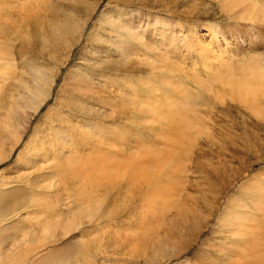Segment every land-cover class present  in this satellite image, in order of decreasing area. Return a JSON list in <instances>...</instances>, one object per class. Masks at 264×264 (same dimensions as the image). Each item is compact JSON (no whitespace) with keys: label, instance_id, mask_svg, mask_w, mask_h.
Wrapping results in <instances>:
<instances>
[{"label":"rangeland","instance_id":"374dc122","mask_svg":"<svg viewBox=\"0 0 264 264\" xmlns=\"http://www.w3.org/2000/svg\"><path fill=\"white\" fill-rule=\"evenodd\" d=\"M222 1L0 0V124L4 125L2 122L10 119L14 126L3 127V130L0 125V157L5 154V149L6 153L11 150L9 148L16 135H24L10 158L0 164V170L9 169L6 175L9 187L5 188L11 187L12 191H3L8 198L6 201L12 203L17 200L23 206L18 210V218L4 222L6 250L10 242H13L11 239L21 238L25 234L29 239V244H26L31 247L49 240L46 244L48 249H45V254H49L44 256V253L38 252L40 256L42 253L43 258L36 254L29 255L31 264H232L235 261L233 257L228 253L226 256L222 251L227 248L225 239L228 237L218 229L219 223L224 221V213L237 208L246 214L248 223L258 226L262 224L263 228L262 233L257 231L258 234L253 238L258 244L251 237L238 243H233L236 238H228L233 244H246H241L238 248L232 244L237 253L235 257L243 256L244 264H253L252 260L256 259L259 264H264V209H261L264 207L261 203V200L264 202V98H260L259 107L254 106L252 111L251 105L230 100V97L221 102L214 95V92L221 91V82L227 73L231 72L234 78L246 80L253 77L251 72L264 74V0H254L260 8L253 19L260 23H254L249 16L241 15L234 0L233 10H228ZM24 2L33 7H21ZM28 13L32 16L29 17ZM212 28L221 37L226 36L224 39L219 38V42L210 41V50H215L221 58L212 57L210 52L204 53L191 40L189 30L198 29L197 32L206 33ZM201 38L204 42L210 40L208 36ZM164 56L168 58L166 66H163ZM204 61H208L211 66L217 65L218 69L216 66L204 67ZM179 65L184 70L181 71ZM185 70L196 73L186 76ZM38 72L54 74L56 79L54 78L44 104L35 109L41 100L36 95L37 92H34L37 85L35 82L40 80H34L38 79ZM48 76L50 75H46V78ZM174 78L176 81L171 87ZM40 82L38 84L41 85ZM27 88L31 90L30 94ZM123 94L128 99L146 103L173 99L176 104H180L178 102L188 100L185 101L188 103L187 107L184 104L185 107L194 109L192 112L197 123L203 126L192 138L191 153L185 157L181 154L177 157L189 175L187 184L184 183L186 189L183 195L189 192L193 213L197 214L194 221H202L201 232L191 244L186 243V237L178 235L180 232L166 236L168 220L164 218L162 219L166 220V225L162 224L164 227L161 226V229L156 227L155 235L154 223L150 226L152 233L150 236L146 234L149 241L146 245L142 244L143 251L135 253L123 238L119 240V235L132 236L138 231L133 223L139 214L132 219L127 218V209L134 204L130 197L132 192L118 196L116 190L112 194L106 193L109 197L105 203L107 208L101 225L86 224L83 225L84 230L74 229L67 233L58 231L56 236L48 239L41 227H34L30 223L38 219V213L37 217L29 216L28 213L39 211L38 208H43L44 211L50 200L60 208V213H68L70 208L67 206L77 203L69 198L71 191L76 193L70 188L73 185H67L70 189L67 191L62 189L64 185H60L61 188H47L50 184L47 176L51 171L49 165L52 160L48 161V157H44L41 151L31 153L30 163L25 167L16 164L11 169L18 154L24 149V143L34 138L33 134L37 129L38 136H44L47 141L45 145L50 147L52 137H47L43 130L51 127L52 120L49 117L52 113L54 117H67V121L54 120L55 126L65 130L62 134L66 149L72 142L73 131L82 126L86 131L106 135V144L94 146L96 150H112L107 143L121 148L119 152L124 157H115L122 160L121 163L127 162V153L138 147H161L158 143L160 136L155 135V132L160 131L159 135L163 129L158 127L159 130L147 131L142 128L143 124L121 118L117 113L118 108H113L122 103ZM152 110L147 106L144 114L151 115ZM128 113L131 117V112ZM121 132L123 137L120 139ZM62 144L64 143L61 142ZM33 146L35 143L31 145ZM135 161L146 167L155 163L151 157H139ZM167 174L166 166L159 174L163 189H167ZM54 181L59 183V178L56 177ZM179 188L181 184L177 185L178 190ZM55 189L59 192H54ZM100 193L97 195L98 199L103 198ZM34 195L37 199L40 198L37 205H32L33 202L30 201L31 198L34 199ZM114 196H117V201ZM142 201L140 199L136 204L140 205ZM159 203L161 206L169 205L167 193L161 195ZM12 209L13 204L10 212H13ZM10 212H6L5 203L0 208V217L6 218ZM42 214L44 218L40 221L44 223L48 217ZM61 218L64 219L63 216ZM83 231H90L88 242L80 237ZM92 238L96 242H92ZM100 243H103L102 248ZM20 249L21 247L16 248L10 259H7L9 253H6V257L0 254V262L6 264L9 260L8 264H11L12 260H22L25 252H20ZM151 256L155 258L151 260ZM20 264L27 263L23 261Z\"/></svg>","mask_w":264,"mask_h":264},{"label":"bare ground","instance_id":"6f19581e","mask_svg":"<svg viewBox=\"0 0 264 264\" xmlns=\"http://www.w3.org/2000/svg\"><path fill=\"white\" fill-rule=\"evenodd\" d=\"M31 1H33V0H31ZM232 1L233 0H223L222 2L227 6L226 8H228V10H233ZM251 1L252 0H234V3L238 6L239 12L241 15L249 16V18H251L250 20L254 21V23L255 22L260 23L259 21H255L253 19L255 17V14H257L256 12L258 11V8H260V7L256 6L257 3L255 4V2H257V1L254 2V0H253L252 3H251ZM253 3L255 6L253 5ZM24 4H25V6H24ZM24 4H22L21 7L22 6L25 8L33 7L32 4H28V3L26 4L25 2H24ZM35 6H37V5H35ZM38 6H39V4H38ZM39 14H40V12H39ZM30 15L32 16L31 13H28L29 17H30ZM5 16H6V14H5ZM33 16L36 17L37 15L33 14ZM110 18H112V17H110ZM256 18H258V17H256ZM109 21H113V20L109 19ZM258 23H256L255 25H257ZM15 25H17V24H15ZM196 30H198V29H192V31L189 30L190 36L192 37V38L190 37L191 40H194L197 43V45H199V47L203 49L204 53L210 52L212 57L221 58L220 55L216 54L217 52L215 50H213V49L210 50V45H211L210 41L219 42V38L224 39L226 36L222 35V37H221L219 32L215 28L210 29L206 33H199ZM200 34L202 36H200ZM207 36H208V39H210V40H205L206 42H204L201 37H207ZM220 41L222 42V40H220ZM221 42H220V44H221ZM163 58L165 60V64H163V66H166V63H167L166 60L168 58L165 56ZM204 62H203L204 67H206V68L212 67L213 68L214 66H216V69H218L217 65L214 64L211 66V65H209L208 61L207 62L204 61ZM206 64H207V66H206ZM179 69L181 71L184 70V68L180 65H179ZM193 73H196V72L195 71L187 72L185 70L186 76H190ZM257 73L255 71L251 72V74L253 76V77H249V79H251V80H246L245 78L243 79V78H238V77L234 78L235 76H233L231 72L227 73L223 77V82H221V84H222L221 91L217 92V93L214 92V95L216 96V98L221 100V102L226 101L230 97L231 98L230 100L237 101V102L242 103V104L251 105L250 108L252 111H254V106L257 108V107H259V104L261 103V101L258 103L260 98H264V74L263 73L257 74ZM48 74L50 76H48V78H46V75H48ZM36 78H38V79L34 78V80H39V79L40 80L36 81V82L34 81L37 84L34 92H37L36 95H38L41 98V100L38 102V104L34 108L39 109L44 104L46 99L48 98L49 89L53 86L54 78L56 79V77H54V74H51V73L38 72ZM175 79L176 78L173 79L171 87L174 86V83L176 81ZM178 79H180V78H178ZM186 80L191 81L190 78H186ZM39 82L41 83V85L38 84ZM201 86H202V84H201ZM27 90L29 91L28 94H30L31 90L29 88H27ZM154 90L156 92V89H154ZM154 90H152V92H154ZM167 90L165 89V91H167ZM122 97H123L122 103L120 105L113 106L114 109L118 108L119 111L117 113L120 115V117L124 118V119L131 120L130 122H132V120H133L135 123L143 124L142 128L147 130V131H155L156 129L157 130L163 129L162 130L163 132H161L159 135H158V133L160 131L155 132V135H157L158 137L160 136L158 143H160L161 147L158 149L151 148L149 146L138 147L134 151H129L127 153V155L125 156L129 159L127 162L121 163L122 160L115 158V157H124V155H122V153L119 152V149H121V148L114 147L111 144L107 143L109 146L112 147L113 151L112 150H109V151H107V150L106 151L96 150V148L94 146H103L106 144V139H105L106 135L103 134L102 132H98L95 134L94 131H86V128L84 126H82L81 128H77L76 130L73 131V135H71L72 142L70 144V147L66 149V147H65L66 142H64V140H63L64 136L62 134V132L65 130H62L61 127H58L57 125H56L57 126L56 127L54 124V120H60V122L61 121H67V117H63V116L54 117V116H52L53 115V113H52L51 116L49 117L52 120V122L50 124L51 127L46 128V129L44 128V130H43V132H45V135H48L47 137H49V135H50V137H52V139L50 140V144H49L50 147H47L45 145L47 143V141H46V138H44V136H38L37 133L39 132V129H37L38 131L33 134L34 138L33 139L30 138L31 139V140H29L30 142H27V140H26V142L24 143L25 144L23 147L24 149L21 150L20 153L18 154V157L14 161V163L12 164L11 169L16 164L25 167L26 164L30 163L31 157H29V155L31 153L41 151V154L44 157H48V161L52 160V162H50L51 164L49 163L50 164L49 168L51 169V171H49V173H48L49 176H47V177L50 180V184L49 185L47 184L48 185L47 188L53 187V189H54L55 186H57V188H61L60 185H64L62 189L67 191V189H69V187L73 185L74 187L73 188L70 187V188H71V190H74L76 193L74 192L75 194H73V192L71 191V193H70L71 197H69V198H72V200H75L77 203L75 205L71 204L73 207H71V205L67 206L68 208H70V209L66 208L69 210L68 213H66V212L60 213V211H61V210H59L60 208L57 207V205L54 206V204H52L51 200H50V202H48L49 205L46 208L47 210L45 209V207H46L45 206L44 211H42L43 208H38L39 211L28 213L29 216H35V217H37V213H38V217H37L38 219L30 221V223L34 227H37V226L41 227V229L43 230V234L47 235L48 239L54 237V235L58 231H62V232L67 233V232L72 231L74 229L84 230L83 225L100 224L102 221H104L105 209L107 208V207L105 208V205H106L105 203L109 197V196H106V193L112 194L114 192V190H116L117 196H118L121 193L132 192V195H130V197L134 200V204L130 208L127 206L128 207V209H127L128 210V214H127L128 217L127 218L132 219L134 216H137V214H139L137 219L134 220L135 223H133V221H132L133 224H136V228L138 231H136V233L132 236L119 235V236H117V238H119V240H121L123 238V241L124 240L126 241L128 247L130 246L129 248L130 249L132 248L133 252L135 251V253H138L141 250L142 244L146 245V243L149 241V238H147V235L150 236L152 233V229L150 226L154 223L153 224V233H154L153 235H155L157 232L156 227L161 229L162 224L166 225V222H165L166 220L164 221L162 219V218H164V219L168 220V223L166 226V233H165L166 236L169 234L174 235L176 232H180V234H178V233L177 234L186 237L187 238L186 240H188V242H186V243L191 244L193 242V240L197 239L199 232H201L202 221L201 222L198 220L194 221V219L197 217V214L195 212L193 213L191 198L189 196L190 195L189 192L188 193L185 192V194L183 195V191L186 189V184L188 181L187 178L189 175H188V170H184V168H183L184 166L181 164V162H179L177 157H179L180 154L184 157L187 156V154H189L190 149L193 146L192 138L194 137L195 133L199 132L200 127L203 129V126L199 125L197 123L196 118L192 112V111H194V109L190 108V110H189L186 108L188 106V103L186 104L185 101H188V100H185L184 102L183 101L178 102L180 104H176V102H175L176 100L173 101V99H168V101L165 99L166 102H162L163 100L162 101L160 100L161 102H149V103L147 102L146 103V102H140L137 100L128 99L124 96V94ZM184 104L186 105V107ZM147 106L149 109H153L152 110L153 112L151 115H145L144 114L145 110L147 109ZM189 107H190V105H189ZM180 108H182L184 110H180ZM128 111L131 112V114H132L131 117L128 116L129 115ZM199 120L200 119H198V121ZM14 121L16 122V120H14ZM2 123H4V125L0 124L1 128H3V127L4 128H14L13 123L10 119H8V120L5 119V121ZM136 126L138 127V125H136ZM158 127H159V129H158ZM4 128H3V130H4ZM130 128L131 127H129V129ZM130 130H133V129H130ZM24 132H25V130H24ZM204 132L206 133V131H204ZM131 133H133V132H131ZM14 135H16V134H14ZM0 137H1V135H0ZM23 137H24V135H22L21 137H20V135L19 136L16 135V139L14 140V143L12 144V146H10L11 148H9L11 150L7 151L8 153H6V149H5L4 150L5 154L0 157V164L5 162L6 159L10 158L12 152L19 145V143ZM119 137H120V139L123 137L122 132L120 133ZM53 139H54V141H52ZM61 142L64 144L61 145ZM33 143H35V146L31 147V145ZM181 147H182V151H181ZM52 157H53V159H52ZM137 157L138 158L139 157H151L153 159V161H155V163L149 164L146 167L145 165L140 164L139 162L135 161L138 159ZM134 161L136 162L135 164H134ZM184 162H186V161H184ZM166 166L168 169V174H167L168 179H166L167 180V189H163L162 188V181L159 179V174L163 171L164 168L166 169ZM9 167H10V165H9ZM229 168H227V169H229ZM8 170H9L8 168L0 170V208L3 204L6 203V212H10L11 208H12V204H13V209H12L13 212H10L9 216L6 218L0 217V226L3 225V223L6 220H10V219L12 220V219L18 218L17 217L18 212H19L18 210L21 207H23V206H21L22 204H20V205L18 204L19 202L17 200L13 199L14 202L12 201V203L10 201L8 203V200L6 201V198H7L5 196L6 192H3V191L6 189L8 192V189L11 188V187L8 189L5 188V186L7 187L9 184V182H7L8 177L6 176ZM56 177L59 178V183L57 181H54V179ZM184 183H186V184L184 185ZM255 183H256V181H255ZM180 184H181V188H179V190H178L177 185H180ZM67 185L69 187H66ZM58 186H60V187H58ZM146 186H147V191L145 190ZM56 189L54 190V192H59ZM133 191L135 192L134 194H133ZM50 192H51V190H50ZM99 192H101L100 194H102V196H103L102 199L97 198V195ZM164 193H167L169 205L163 204V206H161L159 202L161 200V195H163ZM8 194H10V193H8ZM45 194H46V192H45ZM47 194H48V192H47ZM45 196H44V198H45ZM49 196H50V193H49ZM117 196L116 197L114 196L116 201L118 200ZM128 196H129V194H128ZM31 199L32 200H30V201L33 202L32 205H37L40 198L37 199L36 196L34 195V199L33 198H31ZM140 199H142L143 201L140 205H137L136 202ZM102 200H103V202H102ZM260 200H261V198H260ZM24 202H25V200H24ZM55 203H57V202H55ZM193 203H195V202H193ZM261 203H262V205H264V202H262V200H261ZM32 207H35V206H32ZM233 208H235V207H233ZM71 209H73V210H71ZM258 209H260V208H258ZM261 209H264V207H262ZM32 211H34V210H32ZM65 211H67V210H65ZM260 211H262V210H260ZM42 213L46 214L48 217L44 223L42 221H40V219L43 217ZM106 215H108V214H106ZM170 215H173V216L170 217ZM61 216H63L64 219H62ZM166 216H167V218H166ZM262 216H263L262 219L264 220V212H262ZM108 218H110V217H108ZM223 218H224V221L219 223L220 227L218 230H220L222 234L227 235L228 238L229 237L236 238V241H233V243L234 242L238 243L241 240L246 241V239L250 238V237L252 238V241H253V240H255V239H253L255 234L256 233L258 234V232H261V229L263 228V227L261 228L262 224H260V226H258L252 222L248 223V221H247L248 217L246 216V214L243 211L242 212L239 211L237 208L235 210L234 209H231L230 211L227 210L224 213ZM249 218H251V217H249ZM106 219H107V216H106ZM37 221H39V222H37ZM249 221H251V220H249ZM162 227H164V226H162ZM103 229H104V227H103ZM90 231H91V229H90ZM90 231H87V232L83 231L82 234L80 235V237L83 240H85V242L86 241L88 242V240L90 239V236H89ZM5 232H6V227H5V223H4L3 227H0V254H4L6 257V253H9V256L7 257V259H10V258H13V255H14L13 251H15L16 248H18V247H21V249L19 250L20 252H25V255H23V256H25V258L22 257V260H18V261L12 260L11 264H20L23 261L28 264L31 262L29 259V255H35L36 254L39 256V258H41L42 253H44V256H47L49 254V252L47 253V255L45 254V249L47 248L46 244H48L49 240H47L46 242L44 241V243H42L40 245L34 244L35 246L31 247V245L28 246L26 244L27 242L29 244V239H27L28 237H26L25 234L24 235L22 234L21 238L14 237L13 239H11L13 242H10L9 248H8V250H6L7 248H6ZM115 233H117V232H115ZM91 234H93V233H91ZM171 235H170V237H171ZM172 237H174V236H172ZM227 239H225L226 240L225 243H226L227 248H223V250H222L223 254H226V256H227V253H228L229 256L233 257V260H235V261L232 264H242L243 263L242 261H244L243 256H241V258L238 256L235 257L237 253L233 250L234 249L232 246L233 243H231L232 241L229 242V239L228 240ZM258 239H260V238H258ZM91 240H92V242H96L95 238H92ZM100 240H102V239H100ZM22 241H23V243L25 242L24 244L26 246L23 245ZM103 241L104 240H102V242ZM107 241H105V242L107 243ZM109 241H108V243H109ZM92 242L90 244H92ZM253 242L255 243V241H253ZM39 243H41V242H39ZM160 243H163V242L160 241ZM109 244H111V243H109ZM151 244H153V243H151ZM241 244L243 246L245 244V242H242ZM241 244L240 245L239 244H233V245L238 248V247H241ZM255 244H258V243H255ZM99 245H101V243ZM102 245H103V243H102ZM102 245L100 248H102ZM173 245H174V243H173ZM185 246H186V244H185ZM188 246L190 247L191 245H188ZM97 247H98V245H97ZM164 247H166V246L164 245ZM169 247L170 246L168 245V248ZM261 247H262V245H261ZM86 248H87V246H86ZM186 248H188V247H186ZM142 249H144V246H142ZM160 250H161V248H160ZM40 251L42 252L41 256L38 253ZM141 251H143V250H141ZM157 251H159V250H157ZM256 251H258V250H256ZM178 252L179 251H177V254H178ZM11 254H13V255L10 256ZM243 254H244V252H243ZM42 258H43V256H42ZM152 258H155V257L151 256V260H152ZM7 259H6V261H7ZM261 259H263V258H261ZM3 261H5V260H3ZM41 261L44 262L43 259ZM8 262H9V260L6 262V264H8ZM2 263H5V262H0V264H2ZM32 263H34V262H32ZM252 263L253 264H259L257 262V259H256V261L252 260ZM150 264H156V263L153 262Z\"/></svg>","mask_w":264,"mask_h":264}]
</instances>
